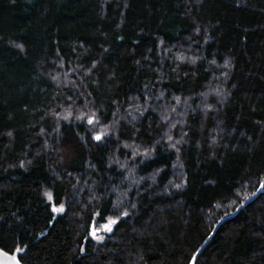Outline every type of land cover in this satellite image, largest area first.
I'll use <instances>...</instances> for the list:
<instances>
[{"label": "trees", "instance_id": "16d2710c", "mask_svg": "<svg viewBox=\"0 0 264 264\" xmlns=\"http://www.w3.org/2000/svg\"><path fill=\"white\" fill-rule=\"evenodd\" d=\"M263 182L264 0H0V249L264 264Z\"/></svg>", "mask_w": 264, "mask_h": 264}, {"label": "snow or ice", "instance_id": "6c2138e0", "mask_svg": "<svg viewBox=\"0 0 264 264\" xmlns=\"http://www.w3.org/2000/svg\"><path fill=\"white\" fill-rule=\"evenodd\" d=\"M94 122H95V117L94 116L88 118V123L89 124H93ZM93 138L95 140H97V141H100L102 139V136L101 135H95ZM21 166L23 167V164H21ZM260 187L261 188H264V183H261ZM49 199L51 200L52 197L49 196ZM53 211L54 212H63L64 211V208L62 206L59 207V208H53ZM124 215L127 216L128 213L125 212ZM116 223H117V221H115V220L111 221L109 223V225L106 227V231L112 232L113 229H112L111 225L112 224H116ZM90 235L93 238H96V233L94 231L92 233H90ZM16 251L19 252V251H21V249L20 248H17ZM196 259H197L196 257H192V261L194 262V264H195ZM12 260H13V264H18V261H16V258L15 257H12Z\"/></svg>", "mask_w": 264, "mask_h": 264}, {"label": "water", "instance_id": "95a60500", "mask_svg": "<svg viewBox=\"0 0 264 264\" xmlns=\"http://www.w3.org/2000/svg\"><path fill=\"white\" fill-rule=\"evenodd\" d=\"M261 189L262 188L260 187L258 192L256 193V195H254L251 199H249L248 201L243 203L242 206L239 209L245 207L248 203H250L257 196V194L261 191ZM228 218H230V217H228ZM228 218L223 219V221L227 220ZM12 257L16 258V261H18V264H22V262L20 261V259L18 257V252L17 251L13 252V253H8V252L0 249V264H13Z\"/></svg>", "mask_w": 264, "mask_h": 264}, {"label": "rangeland", "instance_id": "374dc122", "mask_svg": "<svg viewBox=\"0 0 264 264\" xmlns=\"http://www.w3.org/2000/svg\"><path fill=\"white\" fill-rule=\"evenodd\" d=\"M111 221H113V220H109L106 224L102 225L100 228L94 227V228L92 229V232L94 231V232L96 233V238H93L92 236H91V237H92L95 241H97V242H98V241L101 242L102 239L104 238V236H105L106 234L111 233V232L106 231V227L109 225V223H110ZM113 225H114V224L111 225L112 229H113ZM92 232H91V233H92Z\"/></svg>", "mask_w": 264, "mask_h": 264}]
</instances>
